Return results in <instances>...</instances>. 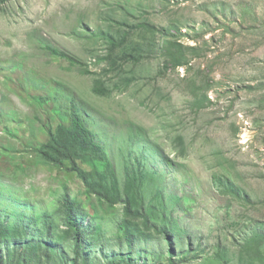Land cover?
Masks as SVG:
<instances>
[{"label":"rangeland","instance_id":"rangeland-1","mask_svg":"<svg viewBox=\"0 0 264 264\" xmlns=\"http://www.w3.org/2000/svg\"><path fill=\"white\" fill-rule=\"evenodd\" d=\"M110 32L143 46L138 64ZM45 43L77 62L52 56ZM96 79L108 96L94 93ZM54 83L83 101L123 187L129 168L151 177L146 202L154 190L163 197L149 224L170 234L176 263L264 264V0H0V121L19 132L0 128L10 166L0 167V209L11 226L31 221L35 245H50L47 254L32 245L18 262L4 250L0 264H71L66 193L97 228L78 264H115L123 253L136 264H168L158 233L141 226L129 251L118 229L124 205L91 201L79 178L29 147L44 142L52 115L24 98ZM130 126L144 139L131 144Z\"/></svg>","mask_w":264,"mask_h":264},{"label":"trees","instance_id":"trees-1","mask_svg":"<svg viewBox=\"0 0 264 264\" xmlns=\"http://www.w3.org/2000/svg\"><path fill=\"white\" fill-rule=\"evenodd\" d=\"M146 26L147 29L154 30L152 25L147 24ZM107 36L109 40L115 43L117 49L122 48L123 55L131 49L132 52L129 54V57L136 64L139 63V59H141L140 52L143 46L135 42L131 35L126 37L118 36L117 39L110 32ZM128 44L130 49L126 47ZM45 49L52 56L68 59L72 63L77 62V60L55 49L50 44L45 43ZM23 82L22 89L26 85L24 80ZM94 83L93 91L98 96H108L111 93L102 81L96 79ZM27 93L26 97L28 100L25 98L24 100L30 107H36L37 110L33 108L35 111L42 108L43 111L52 115L51 122L47 121L48 125L43 135L45 137L44 142L41 143L38 140V144L34 145L35 148L32 144L29 147L36 149L34 151L38 154L39 158L49 165L51 169L60 171L68 176L75 175L79 178L84 183L88 198L91 201L94 197L98 203L112 209L119 204L124 205L122 220L118 229L123 236V244L129 247V251L134 250L135 242L138 241V244L140 243V227L143 226L147 230H153L158 233V236L162 237L166 242L168 264H179L174 259L176 250L170 234L165 229L151 227L149 224L152 220V207L154 204L160 202L163 197L161 192L157 193L154 190L155 194L152 200L149 203L146 202V195L148 193L146 184L151 177L147 176L144 171H141L140 166H138L137 170L129 168L126 171L127 178H125L124 187L122 186L118 179L117 171L107 156L105 147L98 140L97 133L92 130L91 116L88 115L83 101L76 99L74 94L70 92V89L62 83L51 84L46 95H36L32 92V89ZM23 96H25V93ZM1 116L0 114V119ZM0 128L10 136H18L19 132L9 130L3 121H0ZM129 133L131 134L129 138L131 144L134 141L144 139V130L142 128L130 126ZM4 151L9 153L10 149H4ZM137 161L140 162L139 159ZM5 164H9L7 156L0 154V167L3 165L4 169H10V166ZM61 200L62 222L65 226L66 236L71 240L73 249L74 258L71 264H78L81 260L84 261L85 259L84 249L87 246V237L90 231L96 232L97 228L94 225L87 226L85 224L82 205L79 202L72 199L67 193ZM43 218L45 234L48 236L50 233L49 225H51L52 220L47 218V216ZM95 218L97 219V217ZM20 219L21 221H26L24 216H21ZM30 222L11 226L8 217H6V211L0 209L1 255L4 250H7L5 255L12 257L14 262H18L27 255L32 245L38 250H42L45 247L44 254L50 251L49 244L40 243L35 245L33 243L34 237L30 236ZM247 240L248 238L244 241ZM241 242L243 241L241 240ZM114 261L113 263L115 264H136L132 260V254L130 253H123V256Z\"/></svg>","mask_w":264,"mask_h":264}]
</instances>
